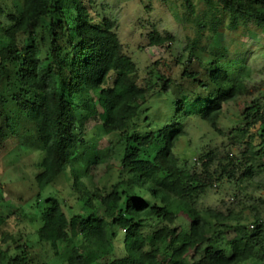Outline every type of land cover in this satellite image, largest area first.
<instances>
[{"label": "trees", "instance_id": "obj_1", "mask_svg": "<svg viewBox=\"0 0 264 264\" xmlns=\"http://www.w3.org/2000/svg\"><path fill=\"white\" fill-rule=\"evenodd\" d=\"M202 1L212 14L208 23L195 22L198 32L206 22L215 34L220 14L230 31L252 26L264 33V0ZM19 3L0 25V147L9 134H33L41 153L38 191L65 177L82 212L69 208L68 215L58 198L48 199L38 209L35 244L48 246L60 264H264V183L256 184L257 198L244 192L255 174H264V99L244 103L234 129L238 142L226 146L217 165L212 151L190 164L173 152L181 124L144 135L135 131L150 98L180 88V82L161 75L156 91L139 86L138 68L123 53L116 23L93 15L91 0ZM185 3L192 12L190 1ZM173 41L156 31L148 35L149 47ZM196 45L194 40L190 49ZM224 56L212 54L202 72L184 69L180 79L192 85L196 98L175 101L179 115L199 108L201 121L219 136L220 116L239 93L218 68ZM195 59L191 54L187 63ZM92 128L95 140L114 138L110 145L120 154L109 191L82 182H90L102 163L95 140L86 138ZM221 183L241 195L221 201V210L200 207ZM118 237L122 254L111 259ZM31 248L20 234L4 235L0 264H49L31 258Z\"/></svg>", "mask_w": 264, "mask_h": 264}, {"label": "rangeland", "instance_id": "obj_2", "mask_svg": "<svg viewBox=\"0 0 264 264\" xmlns=\"http://www.w3.org/2000/svg\"><path fill=\"white\" fill-rule=\"evenodd\" d=\"M185 1L91 0L90 11L99 19L107 18L116 23V34L123 53L130 56L138 68L135 79L139 86L148 84L154 92L158 89L155 86L157 78L161 75L180 82V88H173L168 94H155L150 98L147 111L141 113L134 121L135 131L144 135L173 124H181L183 135L173 149L174 154L180 160L193 164L201 152L212 151L215 154L214 165H217V161L224 157L226 146L238 142L234 137V129L244 103L254 99L262 102L264 99V33L252 26L248 29L240 27L236 31H230L228 19L217 14L220 23L213 34L207 25L212 13L207 11L204 2L189 0L193 7V11L190 12ZM19 4V0H0V25H6V16L15 12ZM202 19L207 21L204 24L206 28L198 32L195 22ZM153 31L161 36H173V43L168 45L169 47H149L148 35ZM194 40H197V45L191 50L190 46ZM215 52H223L225 55V58L219 61L218 68L227 73L230 83L234 84L239 92L234 101L226 104L220 116L218 121V128L222 131L220 136L201 121L198 115L199 108L197 114L179 115L175 104L176 100L186 99V96L191 100L196 98L190 90L192 85L185 79H180L183 70L202 72V64L208 63ZM191 54L195 55L196 59L187 63ZM95 132L96 130L92 128L86 138L94 139ZM112 139L114 138L94 139L100 150L102 163L93 169L90 182L82 179L90 189L109 191L117 180L116 170L120 154L117 149L111 147ZM39 146L31 133L9 134L2 141L0 218L3 221L0 224V239L6 234L14 232L20 234L32 246L31 258L46 260L49 264H60V259L54 257L48 246L35 244L34 234L40 224L41 210L38 209L42 208L48 199L56 197L68 215L71 214L70 209L73 213L82 212L79 209V202H76L78 194L70 189L65 177L58 178L54 184L38 191L34 178L38 173L37 164L41 159ZM237 150L238 148L234 147L232 153L239 158ZM260 183H264V174H255L250 185L244 186V192L256 198L261 196L256 188V184ZM234 193H238L236 187L221 183L207 193L199 202V206L221 210L220 202L231 199ZM36 200H39L40 204H36ZM259 209L264 218V208ZM180 217L179 221L182 219V216ZM120 227L124 228L123 221ZM121 254L122 244L118 237L116 252L111 259H116Z\"/></svg>", "mask_w": 264, "mask_h": 264}]
</instances>
